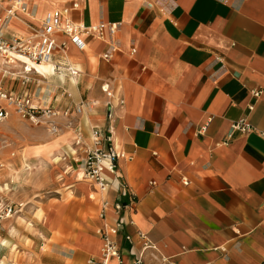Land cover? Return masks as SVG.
I'll return each instance as SVG.
<instances>
[{
	"label": "crops",
	"instance_id": "obj_1",
	"mask_svg": "<svg viewBox=\"0 0 264 264\" xmlns=\"http://www.w3.org/2000/svg\"><path fill=\"white\" fill-rule=\"evenodd\" d=\"M24 1L22 21L11 18L6 37L28 34L72 3H78L69 11L73 21L117 22L118 29L104 38L85 36L83 49L55 35L65 48L54 51L50 68L28 75L26 90L37 103L69 108L73 122L61 117L58 135L38 129L50 148L30 144L19 153L28 148L50 163L54 151L59 162L92 146L94 131L110 134L132 155L117 167L137 201L133 210L118 211L114 184L99 190L78 177L80 163L65 170L56 196L40 202L44 214L37 216V208L25 226L15 215L19 207L3 222L0 264H89L100 254L99 228L119 216L124 226L113 238L121 262L111 257L107 264H132L138 230L156 245L143 264H264V0ZM111 43L118 50L103 59ZM65 61L78 75L50 71ZM20 75V65H1V86L20 93ZM104 82L114 93L110 104ZM240 117L255 131L232 129ZM77 129L82 145L75 144Z\"/></svg>",
	"mask_w": 264,
	"mask_h": 264
},
{
	"label": "built area",
	"instance_id": "obj_2",
	"mask_svg": "<svg viewBox=\"0 0 264 264\" xmlns=\"http://www.w3.org/2000/svg\"><path fill=\"white\" fill-rule=\"evenodd\" d=\"M6 2L2 5L1 2ZM78 3H72L71 7H61L54 9L53 12L41 20L38 28H30V32L26 35L12 34L9 37L5 35V28L11 18L21 20L20 14L27 11V6L24 0H0V67L1 65L14 67L21 66V75L19 76L23 90L20 93H14L6 90L0 84V122L9 117L10 111L13 110L21 117L31 121L33 125L46 128L52 134L58 133L62 124L60 118L66 119L65 125H72L71 110L69 108L58 109L49 105L37 103L32 95L26 90L29 82L28 75L31 72H38L36 65L49 63L55 50L65 48V41H57L56 34H64L68 37L69 42L76 48L83 49L86 46L85 36H93L104 38L106 33L114 35L118 29L117 22L98 21L92 24H81L73 21L69 17L70 9H77ZM22 21V20H21ZM118 50L114 43L109 45L108 50L101 54L103 59H110L113 53ZM134 49H132V52ZM54 72H66L70 75H78V70L73 68L69 62L58 63L50 69ZM3 72L13 73L6 67ZM101 90L107 97V104H110L114 97L112 88L107 82L101 84ZM253 97L257 98L259 91L252 90ZM118 103L123 102L119 98ZM252 105L249 106V109ZM75 113L82 111V105H75ZM110 113H108L109 116ZM232 129L241 132L255 131L254 127L247 121L245 117H240L232 122ZM110 131V127L108 128ZM264 134V132H259ZM75 144L82 145V132L76 130ZM105 145H102V141ZM92 146H81L82 149V177L92 181L99 190L103 191L110 185L114 184L118 191V200L115 203V208L118 211H129L134 209L137 201V196L134 192L128 191L126 183L120 180L117 163L120 159L131 160L132 155L124 150L116 147L111 139L110 134L101 138L97 131L92 134ZM107 173L111 177L107 176ZM187 183V180H183ZM151 184L154 181L150 182ZM2 182L0 181V230L3 222L11 217L15 211L13 201L4 195ZM104 212H101V216ZM124 226L123 216H119L112 225H104L99 228L98 232L102 239L100 254L98 257H90L87 262L89 264H107L111 257L116 258L121 262V253L117 242L113 236L120 233ZM137 235L141 239V245L137 252L133 255L132 264H143L144 254L148 251H155L156 245L149 236L138 230ZM128 242L131 241L129 234L123 235Z\"/></svg>",
	"mask_w": 264,
	"mask_h": 264
},
{
	"label": "rangeland",
	"instance_id": "obj_3",
	"mask_svg": "<svg viewBox=\"0 0 264 264\" xmlns=\"http://www.w3.org/2000/svg\"><path fill=\"white\" fill-rule=\"evenodd\" d=\"M11 113L14 116H11ZM38 129L46 128L33 125L31 121L11 110L9 117L0 122V162L6 164L8 159L18 158L19 151L30 144H42L45 149L50 148L49 143H41ZM25 152L27 155L30 154L28 148ZM52 153L58 157V153H54V151ZM77 153L79 155L75 153L69 158L60 156L59 162H57V157H50L52 161L50 163L47 160H42L40 155L26 156L24 160L26 164L24 163V166L19 169L16 168L11 179L6 178L9 190L4 191V194L10 196L8 199L13 201L16 210L19 207L22 209L15 214L21 217L19 221L32 217L33 212L44 204L40 202L45 201L48 197L56 196L59 183L63 182L61 179L66 175L65 170L81 168L82 149L77 150ZM71 165L72 167H70ZM7 172L2 171L1 173L7 174ZM79 172L82 175V169ZM42 209L43 207L37 209L35 214L41 215ZM23 223L27 226V223L24 221ZM1 253L0 250V255Z\"/></svg>",
	"mask_w": 264,
	"mask_h": 264
},
{
	"label": "bare ground",
	"instance_id": "obj_4",
	"mask_svg": "<svg viewBox=\"0 0 264 264\" xmlns=\"http://www.w3.org/2000/svg\"><path fill=\"white\" fill-rule=\"evenodd\" d=\"M2 5H6V2H1ZM50 68V65L48 63H42L40 65H36L37 70L39 71H44V69ZM58 135V134H56ZM55 135V136H56ZM16 155V154H15ZM27 156L25 150L24 152L19 153L18 158H10L7 160L6 164H4L3 162H0V181L2 182V188L4 191H8V184L6 183V178H10L13 176V172H15L16 168H21L22 166H24V160L25 157ZM26 164V163H25ZM4 167V168H3ZM28 170V169H27ZM5 171L7 172V174H2L1 172ZM78 177H81V173L78 172ZM4 193V192H3ZM5 195V194H4Z\"/></svg>",
	"mask_w": 264,
	"mask_h": 264
}]
</instances>
